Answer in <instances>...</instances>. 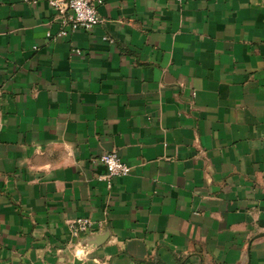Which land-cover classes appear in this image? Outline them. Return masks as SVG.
I'll use <instances>...</instances> for the list:
<instances>
[{
	"label": "crops",
	"instance_id": "1",
	"mask_svg": "<svg viewBox=\"0 0 264 264\" xmlns=\"http://www.w3.org/2000/svg\"><path fill=\"white\" fill-rule=\"evenodd\" d=\"M96 10L0 0V264H264V0Z\"/></svg>",
	"mask_w": 264,
	"mask_h": 264
},
{
	"label": "built area",
	"instance_id": "2",
	"mask_svg": "<svg viewBox=\"0 0 264 264\" xmlns=\"http://www.w3.org/2000/svg\"><path fill=\"white\" fill-rule=\"evenodd\" d=\"M40 0H29L36 4ZM63 18V25L70 26L74 30L91 31L100 23L96 6L101 0H44ZM66 29L61 28L55 35L46 34V37L55 41L65 36ZM107 40V38H103ZM106 170V178L126 177L130 173V167L123 163L115 152L103 153L97 158ZM71 237L88 235L93 232L92 222L88 218H78L68 224Z\"/></svg>",
	"mask_w": 264,
	"mask_h": 264
}]
</instances>
